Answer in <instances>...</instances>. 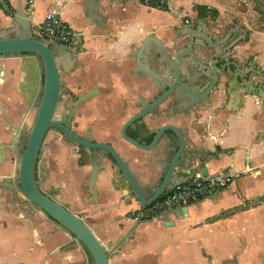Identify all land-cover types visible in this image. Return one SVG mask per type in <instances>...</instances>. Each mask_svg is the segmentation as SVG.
Instances as JSON below:
<instances>
[{
    "label": "crops",
    "instance_id": "obj_1",
    "mask_svg": "<svg viewBox=\"0 0 264 264\" xmlns=\"http://www.w3.org/2000/svg\"><path fill=\"white\" fill-rule=\"evenodd\" d=\"M27 1L11 0L12 15ZM260 1L259 14L253 0H168L166 11L149 9L140 0H33L28 20L33 32L47 13L56 11L82 33L79 51L51 44L58 51L62 93L71 98L67 104L62 101L58 112L65 113L66 106L90 93L73 110L75 132L110 144L141 187H154L170 161L164 147L177 141L167 132L157 146L141 151L121 139L124 124L159 93L148 77L135 75L132 52L149 36L168 51L191 37L193 65L183 69L197 76L198 64L217 53L218 66L224 60L232 62L235 67L230 70L237 67L243 83L246 77L249 83L264 86V0ZM197 7L206 8V15H199ZM10 25L0 11V28ZM18 64L19 60L5 62L6 68ZM218 75L209 104L190 105L187 98L176 101L171 96L127 130L129 137L149 145L156 130L171 125L181 132L194 166L208 174L236 175L226 188L189 205L186 214L172 210L147 222L129 221L127 215L139 204L121 175L113 174L105 163L95 180V195L90 196L85 184L92 165L80 163L75 147L58 142L50 149L49 186L61 193L54 199L83 219L110 248L109 264H264V104L257 96L240 92L239 104L233 107L224 85L230 78ZM205 83L197 87L204 89ZM7 94L6 86H0V99L12 102L2 97ZM0 264L90 261L75 238L42 212L7 202L0 207Z\"/></svg>",
    "mask_w": 264,
    "mask_h": 264
},
{
    "label": "water",
    "instance_id": "obj_2",
    "mask_svg": "<svg viewBox=\"0 0 264 264\" xmlns=\"http://www.w3.org/2000/svg\"><path fill=\"white\" fill-rule=\"evenodd\" d=\"M253 3L255 11L260 14L261 1L253 0ZM25 7L26 3L18 6L11 18L10 27L0 33V59L20 61V70L23 73V79L19 85L21 93L29 97L30 101L33 100V94L37 92L41 94L39 110L18 167V190L34 209L42 212L59 229L75 238L77 245L86 251L90 264H109L110 248L96 237L86 222L71 212L66 205L39 189L34 171L37 152L46 129L48 127L58 129L59 135H64L73 141L77 148L74 153L84 161L83 165H92L85 184L90 196L95 195L94 184L97 174L106 169L105 163H107L113 174L118 173L127 182L139 206L146 207L166 192L192 180L195 172L203 177H206L208 173L206 169H201L200 165L194 166L192 163L194 156L191 152L185 151L184 138L173 126L164 125L156 130L149 145L129 137L128 128L139 125L143 118L171 96L176 101L187 98L190 105L209 104L210 94L217 91L220 81L218 73H225L227 78H230L225 80L224 85L226 94L232 98L230 103L233 107L239 104L240 92L257 96L264 104V86L249 83L246 77L243 78V83L241 75L237 73L239 69L236 67V71L230 70L231 66L235 67L232 62L224 60V65L218 66L215 63L218 58L217 53L204 58L198 64L201 67L199 74L192 75L186 68L183 69L184 65H193V59L189 57L193 47L191 37L187 44L175 51H168L154 36L147 37L141 47L132 52L136 62L135 75L148 77L159 93L124 124L120 137L137 149L148 151L157 146L162 138L168 136L167 132H170L169 138H174L177 146L169 142L164 147L165 152L170 155V161L159 184L154 187H141L129 170L126 161L110 144L97 143L89 140L88 137L82 139L76 136L69 130L67 122L59 117L55 122L51 121L57 102L61 99L58 51L50 43L40 41L33 36ZM61 46L68 48L65 45ZM149 59L152 61L151 65L147 63ZM202 81H207L204 89H202L204 85L197 87ZM90 97V93L86 94L72 102L68 108L73 112ZM9 148H12V145ZM4 149L5 147L0 145V162L5 155ZM176 169L180 170L179 173H175ZM4 186L3 189L7 188L8 184ZM147 192L150 194L147 195ZM180 212L186 214L187 207H182Z\"/></svg>",
    "mask_w": 264,
    "mask_h": 264
},
{
    "label": "flooded vegetation",
    "instance_id": "obj_3",
    "mask_svg": "<svg viewBox=\"0 0 264 264\" xmlns=\"http://www.w3.org/2000/svg\"><path fill=\"white\" fill-rule=\"evenodd\" d=\"M0 11L4 16H7L11 22L13 15L3 12L1 9ZM7 28L9 27L0 28V33ZM32 33L33 36L38 39L34 31ZM8 61L18 62V60L8 58L3 60L0 59V67L3 68V74L0 72V86L4 85L8 90V96L3 95L2 97H10L12 99V102H9L8 98L0 99V145L5 147V155L0 162V207L7 206V202L19 203L20 206H27V204L31 205L27 199L24 198V202H20V197L24 196L20 193L17 186L18 167L39 110L41 94L39 92L33 94L32 101L29 100V97L22 94L19 90V85L23 79V74L20 70L21 66L18 64L14 68H6L5 62ZM59 77L61 99L57 102L51 121L55 122L56 118L59 117L67 122L69 130L76 136L82 139L87 138L75 132L73 126L74 113L68 106H66V110H64L66 111L65 113L58 112L61 110L62 101L64 99L65 104L69 103L71 100L69 95L62 93L60 72ZM58 142L61 145L76 148L73 141L68 137L59 135L58 129L54 127H48L46 129L37 152L34 171L35 180L43 193H53L52 189H50L49 192L43 190V183L50 179L51 170L47 165L50 159V149ZM10 145H12V148H9ZM82 162L84 161L81 160L80 163ZM4 184H8V187L5 189H3L5 187Z\"/></svg>",
    "mask_w": 264,
    "mask_h": 264
},
{
    "label": "built area",
    "instance_id": "obj_4",
    "mask_svg": "<svg viewBox=\"0 0 264 264\" xmlns=\"http://www.w3.org/2000/svg\"><path fill=\"white\" fill-rule=\"evenodd\" d=\"M10 2L11 0H0V9L9 15L12 14ZM140 2L149 9L160 11L169 9L168 0H140ZM32 5L33 0L26 2L27 14L30 13ZM34 33L39 40L50 44L65 45L73 51L83 48L82 33L71 28L56 11L47 13L43 21L34 29ZM235 177L236 175L229 172L208 174L206 177L198 173L192 180L166 192L152 204L146 207L138 206L127 215V219L137 223L147 222L154 220L163 212L188 207L192 203L209 197L215 191L226 188Z\"/></svg>",
    "mask_w": 264,
    "mask_h": 264
},
{
    "label": "rangeland",
    "instance_id": "obj_5",
    "mask_svg": "<svg viewBox=\"0 0 264 264\" xmlns=\"http://www.w3.org/2000/svg\"><path fill=\"white\" fill-rule=\"evenodd\" d=\"M50 182L48 181H46L45 183H43V187L45 188V191L46 192H49V190H50ZM52 191H53V193H46V194H48L49 196H52L53 198H58V197H60V194L61 193H55V190L54 189H52Z\"/></svg>",
    "mask_w": 264,
    "mask_h": 264
},
{
    "label": "trees",
    "instance_id": "obj_6",
    "mask_svg": "<svg viewBox=\"0 0 264 264\" xmlns=\"http://www.w3.org/2000/svg\"><path fill=\"white\" fill-rule=\"evenodd\" d=\"M196 10H197L199 15H206V13H207V9L204 7H197Z\"/></svg>",
    "mask_w": 264,
    "mask_h": 264
},
{
    "label": "bare ground",
    "instance_id": "obj_7",
    "mask_svg": "<svg viewBox=\"0 0 264 264\" xmlns=\"http://www.w3.org/2000/svg\"><path fill=\"white\" fill-rule=\"evenodd\" d=\"M0 72L2 73V67H0ZM1 78V77H0Z\"/></svg>",
    "mask_w": 264,
    "mask_h": 264
}]
</instances>
